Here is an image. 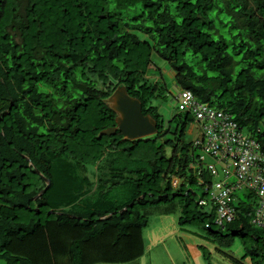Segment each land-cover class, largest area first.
I'll use <instances>...</instances> for the list:
<instances>
[{"label": "trees", "instance_id": "trees-1", "mask_svg": "<svg viewBox=\"0 0 264 264\" xmlns=\"http://www.w3.org/2000/svg\"><path fill=\"white\" fill-rule=\"evenodd\" d=\"M164 66L180 89L169 121L154 103L168 91ZM122 85L157 134H102L117 125L108 99ZM185 91L264 151V0H0V260L134 262L145 255L149 211L161 206L162 216L180 212L182 228L201 225L229 247L252 238L241 260L218 250L236 264L264 258L245 208L221 229L200 205L212 182L187 141L190 125L204 124L181 109ZM43 176L52 184L41 195Z\"/></svg>", "mask_w": 264, "mask_h": 264}, {"label": "rangeland", "instance_id": "rangeland-1", "mask_svg": "<svg viewBox=\"0 0 264 264\" xmlns=\"http://www.w3.org/2000/svg\"><path fill=\"white\" fill-rule=\"evenodd\" d=\"M163 72L166 76L170 77L166 80L168 91H163L160 96L161 98L155 100L154 103L160 107V111L163 114L165 120L169 121L179 113L178 104L174 99V95H179L180 89L174 85L172 80L173 73L169 71L168 67L164 66ZM213 106L214 109L219 110L216 105ZM192 128L193 125H190L187 134V141L193 143L202 141L204 137L201 126L196 123L194 131ZM260 128L261 132L264 134V125H261ZM244 133L247 136H251V132L247 129L244 130ZM199 153L200 151L196 150L194 155H199ZM210 163L216 165L218 170L217 175L210 173L207 169V165ZM199 166L200 165H196L194 168H198ZM202 168L210 175L208 180L212 182L211 184L213 187H215L216 183L226 182V176L223 173L222 166L216 164L210 157H208L203 163ZM228 181L229 183H234L236 178L231 176L228 178ZM197 189L200 190V193H205V191L202 190V186H198ZM113 191L114 190H112L111 193H113ZM122 195L124 194L122 193ZM250 197L249 189L243 188L236 190L233 192L234 206L237 208H240L241 206L243 209H246V212L243 214V216L247 217L249 223L255 228L256 232H258V236L264 238V228H261L253 223V217L259 205V199L256 197L255 199ZM91 198L94 200L97 198V196L92 194ZM120 200V196L114 197L110 200L109 198H106V204L104 205L105 211H107V209L118 207V201ZM77 208L80 207L78 206ZM161 208L163 209L164 206L156 207L149 211L150 225L144 234L145 255L134 262L126 264H192L189 254L185 251L186 245H189L190 251L191 246H203L206 254H211L210 257L212 259V264H236L232 261V259L227 258L220 251L226 252L229 255L231 254L236 259L241 260L245 255V243L252 242L253 244H257L252 238H241L240 236H237L234 245L229 247V242L222 241V238H220L218 241L213 240L211 236L206 233L203 227H200L201 225L182 228L179 224V218L181 216L180 212L169 216H162L160 211L162 210ZM204 212L212 215V213H214L212 205H207L204 208ZM213 222L215 223V221ZM214 226L216 228L218 227L216 224H214ZM229 239L232 238L228 237V240ZM244 262L245 264H264V258L261 256L254 261L249 258ZM0 264L6 263L0 260Z\"/></svg>", "mask_w": 264, "mask_h": 264}, {"label": "built area", "instance_id": "built-area-1", "mask_svg": "<svg viewBox=\"0 0 264 264\" xmlns=\"http://www.w3.org/2000/svg\"><path fill=\"white\" fill-rule=\"evenodd\" d=\"M181 97V109L193 111L198 122L204 124V138L196 143L202 153V163L210 157L222 166L226 176V182L216 183L215 187L206 185L209 198L217 207V224L225 228L227 223L237 220L233 192L247 188L259 199L253 223L264 228V151L261 144L241 132L228 114L213 110L209 104L199 103L191 92L185 91ZM207 167L213 174H218L215 164L210 163ZM231 176L236 178L234 183L228 181Z\"/></svg>", "mask_w": 264, "mask_h": 264}, {"label": "water", "instance_id": "water-1", "mask_svg": "<svg viewBox=\"0 0 264 264\" xmlns=\"http://www.w3.org/2000/svg\"><path fill=\"white\" fill-rule=\"evenodd\" d=\"M110 108L117 114L116 127L103 131V135L112 137L121 132L125 140L134 141L151 137L158 133V122L150 115L143 113V105L139 99L128 94L125 86H120L108 99ZM29 161L28 158L24 157ZM39 175L42 174L38 171ZM46 188L40 193L44 195L52 182L43 176ZM144 198V197H142Z\"/></svg>", "mask_w": 264, "mask_h": 264}, {"label": "crops", "instance_id": "crops-1", "mask_svg": "<svg viewBox=\"0 0 264 264\" xmlns=\"http://www.w3.org/2000/svg\"><path fill=\"white\" fill-rule=\"evenodd\" d=\"M200 248V250H199ZM218 250V249H217ZM185 251L189 254L192 264H207L205 258H204V253L201 249V246H191V251L189 249V245H186ZM218 264V263H216Z\"/></svg>", "mask_w": 264, "mask_h": 264}, {"label": "clouds", "instance_id": "clouds-1", "mask_svg": "<svg viewBox=\"0 0 264 264\" xmlns=\"http://www.w3.org/2000/svg\"><path fill=\"white\" fill-rule=\"evenodd\" d=\"M197 101V100H196ZM193 130H194V127L192 128ZM251 137L252 138H254L252 135H251ZM254 139H256V138H254ZM257 140V139H256ZM258 141V140H257ZM259 142V141H258ZM260 143V142H259ZM261 144V143H260ZM262 146V145H261ZM194 166L195 165H192V167L194 168ZM173 186L175 187V188H178L179 186H180V180L179 179H177V178H174V180H173ZM210 186H213L212 184L210 185ZM213 188V187H212ZM212 191V190H211ZM208 192V191H207ZM208 194L210 195V191L208 192ZM202 201H204V200H202ZM201 201V202H202ZM201 202H200V205H202V206H207V205H212L213 207H214V211H215V214H216V218H215V224L219 227V228H221V229H225L226 228V226L228 225V224H230V223H227L226 224V226H225V228H222L220 225H218L217 224V217H218V213H217V207H216V205L215 204H213V202L210 200V198H209V196H208V199L205 201L206 202V204H201ZM233 204H234V201H233ZM236 208V207H235ZM237 210V209H236ZM237 214H238V211H237ZM238 219V218H237ZM236 221V220H235ZM232 223V222H231Z\"/></svg>", "mask_w": 264, "mask_h": 264}]
</instances>
